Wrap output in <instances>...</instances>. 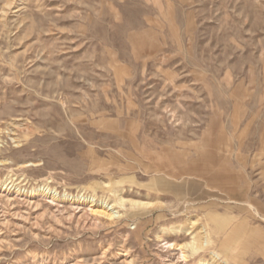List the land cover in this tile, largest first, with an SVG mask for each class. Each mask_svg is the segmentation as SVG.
I'll use <instances>...</instances> for the list:
<instances>
[{"label":"rangeland","instance_id":"374dc122","mask_svg":"<svg viewBox=\"0 0 264 264\" xmlns=\"http://www.w3.org/2000/svg\"><path fill=\"white\" fill-rule=\"evenodd\" d=\"M163 176L165 210L75 209L158 199ZM231 189L259 215L210 205ZM195 216L189 264H264V0H0V264H166L159 229Z\"/></svg>","mask_w":264,"mask_h":264},{"label":"bare ground","instance_id":"6f19581e","mask_svg":"<svg viewBox=\"0 0 264 264\" xmlns=\"http://www.w3.org/2000/svg\"><path fill=\"white\" fill-rule=\"evenodd\" d=\"M7 7L10 8L11 4H8ZM184 174L188 175V178L190 176H195V177H199V178L203 177L201 174L193 173L192 171L185 172ZM208 181L210 184L211 183L214 185L219 184V182L213 183V178H210ZM173 182H174V180H172L171 177L163 176L162 178H160V180L157 181L156 186L154 185L153 188H152V186L149 187L150 190H152L154 193L157 194V196H159L158 199H153V200H149V201H137V200L125 199L124 197L117 195L116 194L117 191H115V194H116L115 197L116 198L112 201H108L107 198H104V197L101 198L100 201H96L95 196H90L87 198H83L82 196H80L78 198L76 197V199L74 201V202H76L75 203L76 205L75 204H73V205L76 206L75 209H80V206H81L80 203H88V204H90L88 206V212L91 215H93L92 213H96V214L100 215V217H102L103 219H106L108 221L114 220V219H121L125 216V213H120V210L118 211L116 209L117 207L123 208V207L128 206L130 209L133 210L132 212L129 213V217H131V218L132 217H141L143 215V212H145L146 210L157 209L159 211H162V210H165L168 208V205L166 203H164L162 200H160V198H162V197L166 198L165 196H163L164 194L175 195V193L179 192V189H177V187L170 184ZM190 182H191L190 186L193 189H196L197 193H196L194 200L197 201L199 196H201V194H202V193H200L198 196V193L202 192V191L198 190L199 188L196 187V186H198L197 182H193V181H190ZM9 184L6 185L5 189L10 190L12 188V187L9 188ZM162 184H170V185L161 186ZM221 187H223V186H221ZM213 189H216V188H213ZM17 191H19V190L17 189ZM35 191L38 193L37 194L38 196H42V197L48 196V198L51 201H54V199L56 197L55 192L48 190V187L43 186L42 188H40L38 190H32L31 194L35 193ZM160 194H163V195H160ZM206 194L208 195V193H206ZM225 194L228 198H224V197L221 198V197H219V195H216L214 193H209V196L211 197L210 205H213V204L219 205L218 201H221V199H226L229 204L246 205V206L250 207L257 216L259 215L257 210L255 209V207H257V206H253L255 203L244 202L242 204V203L238 202V201H242L244 198L242 190H239V191H236V189L226 190ZM189 195L190 194L188 193V196ZM177 196H179V195H177ZM177 196L176 195L174 196L175 199L177 198ZM182 198H184V197H182ZM66 199H68V201L72 200V199H70V196H67ZM185 199H186V197H185ZM91 205H93V206H91ZM250 205H252V206H250ZM189 206H191L189 201L185 202L184 206H183V211L187 210L189 208ZM96 207H97V209H96ZM207 218H208V221L210 223L215 224V226L218 228L222 227V229H223V226H222L223 222H225V221L229 222L233 219L232 217H222V216L216 214L215 211L208 212ZM261 220L264 221V218H261ZM237 231H240V230H235L232 227L229 232L228 231H227V233L225 232L226 233L225 234V238H226L225 243L227 240L231 239L232 237L239 235L238 233H236ZM208 235L209 234H207L206 228L204 226H201L200 220L198 219L197 216L187 217L186 223L184 222V224H174V225H171V226L166 227V228H160L158 233L156 234V241L158 243L162 244L161 247L165 250V253H167L165 256H163V258H165V260L163 262H165L166 264H189L190 258L197 257L198 255H200V253L205 251L210 246L211 243L209 241ZM186 238H188V240H185ZM179 240H181V241H179ZM238 240L240 243H243V244H246V242H248V241H246L245 238H242V236H238L237 241ZM226 250H229V249H226ZM218 257L219 256L217 254L211 253V261L210 262H207V260L206 261L203 260L204 259L203 258V259H199L197 264H216V262H218V260H219ZM233 260L235 262H240L238 259H233ZM223 264H228V263L224 262Z\"/></svg>","mask_w":264,"mask_h":264}]
</instances>
